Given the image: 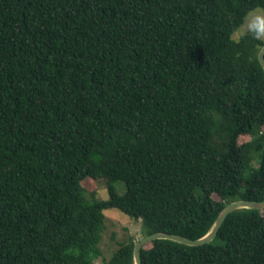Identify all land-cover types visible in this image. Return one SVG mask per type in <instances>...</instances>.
Listing matches in <instances>:
<instances>
[{
  "label": "trees",
  "instance_id": "16d2710c",
  "mask_svg": "<svg viewBox=\"0 0 264 264\" xmlns=\"http://www.w3.org/2000/svg\"><path fill=\"white\" fill-rule=\"evenodd\" d=\"M254 7L0 0V264H90L108 209L194 239L264 199V42L231 36ZM136 240L101 264H134ZM141 264H264V208L201 245L151 240Z\"/></svg>",
  "mask_w": 264,
  "mask_h": 264
},
{
  "label": "rangeland",
  "instance_id": "374dc122",
  "mask_svg": "<svg viewBox=\"0 0 264 264\" xmlns=\"http://www.w3.org/2000/svg\"><path fill=\"white\" fill-rule=\"evenodd\" d=\"M97 194V198H106L107 191L103 181L90 183ZM116 189L119 193L123 192V184L116 182ZM216 197V196H215ZM132 236L139 239L142 236L139 220L129 218L126 214L117 209H108L105 211V228L102 231L100 248L102 254L98 257L100 262L108 258L113 250L117 247L118 241H123Z\"/></svg>",
  "mask_w": 264,
  "mask_h": 264
},
{
  "label": "water",
  "instance_id": "95a60500",
  "mask_svg": "<svg viewBox=\"0 0 264 264\" xmlns=\"http://www.w3.org/2000/svg\"><path fill=\"white\" fill-rule=\"evenodd\" d=\"M258 62L260 63L261 67L264 70V44L258 51L257 54ZM238 208H252V209H263L264 208V199L262 200H250V199H237L227 203L217 214L213 225L211 226L210 230L203 236L199 238H189L187 236L166 232V231H156L143 237L137 239L133 244V261L134 264H141V247L146 244L147 242L158 239H170L174 240L186 245L196 246L201 245L204 243L209 242L214 238L217 234L219 227L221 226L222 222L224 221L225 217L233 210Z\"/></svg>",
  "mask_w": 264,
  "mask_h": 264
},
{
  "label": "clouds",
  "instance_id": "9594fccd",
  "mask_svg": "<svg viewBox=\"0 0 264 264\" xmlns=\"http://www.w3.org/2000/svg\"><path fill=\"white\" fill-rule=\"evenodd\" d=\"M234 42L251 37L255 41L264 42V7H254L245 12L241 22L231 33ZM65 254L78 255V249H68ZM90 264H101L99 258L90 259Z\"/></svg>",
  "mask_w": 264,
  "mask_h": 264
}]
</instances>
